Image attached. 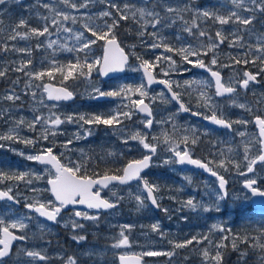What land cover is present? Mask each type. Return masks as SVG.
Instances as JSON below:
<instances>
[{"label": "rangeland", "instance_id": "obj_1", "mask_svg": "<svg viewBox=\"0 0 264 264\" xmlns=\"http://www.w3.org/2000/svg\"><path fill=\"white\" fill-rule=\"evenodd\" d=\"M199 1L203 6L199 7L200 4L196 5L194 2H197V0H160L164 9L168 6L178 9L177 12L170 13L171 20L174 22L166 23L163 27L158 25L157 28H153L151 24H149L145 29V35L143 37L139 35L140 24H137L133 20H129L130 22L127 24V28L123 29L121 34L114 31L121 46L129 55L135 58V60L129 64L127 72L123 76L109 81H103L97 69H94L91 77H80L73 80L70 78L65 81L62 79L61 73L53 72L52 77L55 75L61 77V81L64 84L70 85L73 92L77 95V100L75 102L57 103L49 101L43 88L37 87L45 83V81H48L47 75L44 76L45 79H35L30 78L26 73L39 71L47 73L52 70L51 66L53 60L59 64L65 65L69 61L75 63L76 54L60 50V45L66 44L69 47H79L75 39V33L79 31H83L86 37L94 38L83 26L87 23L94 27L103 28L104 23H108L107 19L109 18L99 16V13L103 11H111L114 16H119L120 13H117L115 9L109 7L110 3H115L121 8H123L125 4L135 5L136 8L147 6L137 0H88L87 8H81L79 5L83 0H69V4H77V8L73 9L69 5H65L63 0H40V3H37V0H27L24 3L7 0L4 5H0V71H5L8 75L4 80L0 77V135H8L9 130L16 127L22 118L26 122H32L34 116L47 117L52 113L59 115L63 119L66 115L74 114L87 115L108 113L117 110L122 112L129 111L130 101L127 96L97 101L90 99L89 94L92 92L94 85L107 91L118 89L125 85L135 89L141 83H145L141 78L142 74L137 70L139 69L137 57H140V61L148 60L155 63L156 66L160 68L161 73H167L166 76L170 82H172V85L177 86L181 93H187L189 99L194 104L201 103L204 113H212V109L204 106V100L200 95L201 92L211 97L210 103L216 106V115H220L222 118L229 117L231 119L233 113L235 114V134H233L235 136V153L233 147L231 148L232 143H230V146H226L221 150L223 154L217 159L219 163L221 160H224V168L226 170L230 167L228 161L234 162V159L235 168L247 169L246 166L248 162L244 160L245 146L247 145L249 148L248 155L250 159L255 158L259 153L258 133L253 124V116L257 111H264V73L257 75L259 83L250 82L247 89L239 87L238 81L241 79L243 72L250 71L253 74H257L264 68V64L259 60L247 65L242 62L241 58L245 56V53H247V58L250 61L253 60L255 56L253 52L249 51V48L232 45V41L236 40L234 33L240 26L234 23L220 25L219 22L214 23L210 20L199 19L196 16V12L197 10L203 11L205 9H210L217 12L219 15H227L232 11H238L240 15L247 16L249 13L246 9L251 8L250 3L249 0H244L241 9H237L232 0ZM237 2H239V0H237ZM44 3L49 4L50 7L56 9V11L67 12L75 16L77 18L76 23L72 21L62 22L63 27H70L73 29V32L67 33L63 30L57 31L56 26L52 25L49 29L52 33L51 35L34 36L26 40L19 38L16 41L9 40L8 36L12 34L11 29L18 24L20 18L27 19L29 26L36 28H41L43 25V21L40 19L41 16L49 17L50 23L51 18L56 13L43 8L42 5ZM190 3L194 6L190 5ZM148 10L151 11L153 9L148 8ZM189 12L193 13L190 20H201L203 23L207 24L203 27V31L209 33V36L201 37L195 33L192 38H188L181 33L187 32L185 30L186 27H192L184 23V21H188L190 18L188 15ZM128 15H131V11L128 12ZM181 16L183 20L180 19ZM137 19L140 18L137 17ZM140 23L142 24L143 21L141 20ZM249 28L251 32H249L250 36H248L247 43L245 44L253 47L259 43L257 39L258 35L264 34V20L258 18L257 12L256 19ZM19 31L23 33L24 29H19ZM217 31H220L222 36L226 37L224 42L220 43L219 46L214 49L217 65H210L213 52H207V55H202L201 59L212 69L218 67V71L224 72L227 83L231 81L230 85L227 84L228 86L239 87V92L237 91L233 98L217 97L214 91V82L209 76L206 77L204 69L188 65L179 55V58H175L172 55L173 52L171 54V52L167 51L165 48L152 49L149 47L151 43H160V39H162L173 49L191 45L192 48L199 49L203 52L206 50L202 47L203 45H208L213 39H217L214 36ZM153 32H157L160 39L149 35V33ZM164 32H169V34ZM244 32L247 31L241 27L240 34L244 35ZM111 35L112 34L109 33V39ZM49 41H56L52 48L47 47ZM38 44L40 45L39 47L36 46ZM13 45H15L17 49H30V53L12 51ZM104 45L105 41L97 40L96 44L91 46L89 62H91L93 58L102 59ZM133 53L135 55H133ZM80 55L83 56V53ZM256 55H258V53ZM156 56H161L160 62L155 61ZM165 56H171L172 60L176 63L170 66V62L164 59ZM29 59L32 61L31 64L27 65L24 71H18L17 69ZM190 59L195 60L194 57H190ZM237 60H241V62L236 63ZM165 64H167V67H165ZM222 65H228L229 67H221ZM97 68H99V65ZM185 68L190 69V71H184ZM171 72H175L176 74L169 75L168 73ZM182 74H185L183 75V80H181ZM192 80H199L202 81V83L200 85L185 84V81ZM146 91L147 96L144 98H150L153 102H167V98L163 91L149 89L147 86ZM33 93H35V96H33ZM8 95H19L20 99L7 100L5 97ZM137 99H140L139 93L133 92L131 94V100L135 101ZM239 104H245L246 108H239ZM131 110L133 112L131 119L121 118L122 123L115 127L85 125L84 128H80L76 123L62 124L59 126V129L56 130L57 134L55 137L50 135L49 140H39L35 146L26 145L20 139L0 140V144H3V147H0V170H3L9 175L31 171L44 177V179L36 180L33 176L31 184L26 183L24 180L0 179V188L5 190L12 188V195L15 196L17 200L25 201L26 203H29L30 200L34 203L37 200L40 202L54 200L50 191H44L45 189H49L47 180L52 176L51 173H53V171L46 165L29 161L25 157L29 154H38L41 149L51 147L54 144L53 152L57 155L59 153L65 154L67 158H69L71 166L78 164L81 165V169L88 168L89 166L93 168L95 164L96 166L98 165V162L94 160L95 156L113 158V155H109V153L113 154L114 149L120 146V142L124 143V141L128 139L129 134H135L137 132L146 136L150 134L143 123L146 118L140 117L135 109ZM172 115H174V111L171 110V107L165 106V108L160 109V117L156 118L152 127L151 133L156 137L162 138L163 144L165 143L164 134H167L169 137L167 127ZM160 121H166V123L161 124L159 123ZM238 121H248V123H238ZM188 126L190 125L188 124ZM192 127L194 130H202L208 135L214 132L213 128L204 125L200 126L198 123L193 124ZM87 128L94 129L91 135L86 134L85 129ZM42 130V125L37 124L35 131H31L26 123L19 126L18 136L23 139L37 140ZM241 132L245 133V135L241 136ZM75 133H79L81 138L75 139ZM227 137L229 136L226 133H223V135L216 134L212 139H209V142L213 144L220 139L225 140ZM68 140H72V143L65 149L62 145L67 143ZM229 140H231V138H229ZM165 145L168 146V143H165ZM139 146L137 141L129 140L127 145V156H135L136 152L140 150ZM168 148H163L160 153L161 157H170L167 153ZM20 152H23L25 155H19ZM112 164L118 167L120 165L118 161H114ZM237 165H239V167H237ZM150 177L151 176H147L146 179L151 184L153 182ZM252 178L259 182V187L264 191V163L259 165ZM33 188L41 191L39 193H33ZM208 188L209 189L204 193L207 195L209 203L213 204V211L193 212L190 213V217L181 214L178 219H175V216L178 214L174 211H171L165 218L157 217L156 213L149 206L142 188L139 187L138 184L135 183L123 189H121V187H112L108 191V195L113 201L116 200V197L126 199L131 206L127 214H124L123 209L119 207V209L112 211L109 215L104 217L98 215L99 218L95 221L71 216L67 219V222L63 224L64 226L68 224L71 225L73 220H77L84 225L83 229H77L78 234L89 232L94 236L91 238L88 245L85 244L81 247L82 251L79 255H81L83 259L81 262L78 260V264H116L115 258L120 253H136L139 255L147 251L170 253V244L175 246L178 243H184L193 236H196L198 240H200L201 237H207V239L200 240V242L193 241L192 244L185 246L189 247L190 250L192 249L191 256L200 257L199 260L197 262L188 263L186 261L184 263L180 260L183 254L179 252L175 255L176 259H174L171 264H212L211 257L216 254L215 247L217 245H223L226 238L234 236L233 227L235 226V217L244 218L238 226L239 230L243 231L250 225V228L254 227L256 230L264 228V213L255 209H246L249 204L252 203V198L248 195V191L244 187L236 186L223 200L218 198L219 194H221L219 188L215 190L213 187H209V185ZM113 193L116 195L113 196ZM136 196H142L144 198L143 207L138 205L135 199ZM237 201H239V204H236ZM12 203L13 202H8V200L0 202V220L4 221L0 227L8 226L13 221L23 218V222L27 225L24 230L29 227H32V230L46 229V224L41 222L38 217L30 218L31 216H29L30 214L26 209L16 207ZM217 206L220 208L218 212L215 211ZM237 207L239 208L238 211H236ZM131 211L134 214H131ZM89 214L93 215L91 213ZM165 221H168L169 224H173V226L170 227L169 224L166 225ZM183 221L186 222L185 225ZM197 222L198 224H196ZM156 223L160 225V232L152 230L151 226ZM124 225H132L131 230L125 233L129 236L130 244L128 246L115 248L113 245L116 243L121 228ZM214 225L217 227H214ZM221 229H223V231ZM162 231L168 235L165 237L161 234ZM54 233H56V230ZM172 234L176 235L173 236ZM178 234L181 236L180 239L177 237ZM216 237L218 238L217 240ZM85 241L86 240L81 242ZM205 249L210 253V257L207 260L203 257V251ZM26 251H38L41 255L48 258L55 256V254L61 256V253L50 250V245L46 242H36L30 245L21 243L18 246L16 254L5 260V264H37L41 261L38 258L28 257L25 254ZM220 252L222 255V247L220 248ZM186 253L189 254L188 252ZM163 256L164 255L143 257L149 258L147 264H168L163 260ZM260 258L259 256L257 257V259ZM187 259L188 258H186V260ZM246 259L247 257H244L242 261ZM257 259L251 261V263L261 264V261L259 262ZM65 264H67V262Z\"/></svg>", "mask_w": 264, "mask_h": 264}, {"label": "snow or ice", "instance_id": "obj_2", "mask_svg": "<svg viewBox=\"0 0 264 264\" xmlns=\"http://www.w3.org/2000/svg\"><path fill=\"white\" fill-rule=\"evenodd\" d=\"M7 0H0V5H4ZM65 5H69L71 8H77L76 3L69 4V0H63ZM233 4L237 9H241L244 0H232ZM37 3H40V0H37ZM157 3H160V0H157ZM249 3L253 6L251 8L246 9L249 13L247 16H242L238 13V11H232L227 15H219L217 12L205 9L203 11L197 10L196 16L199 19L203 20H210L211 22H219L220 25H227L230 23H234L240 27L237 28V31L234 33L236 36V40L232 41L233 46L238 47H247L244 43V37L240 34L241 27L247 31L251 32L249 28L250 25H253V21L256 19V12L259 11L260 14L264 15V0H249ZM88 0H83V2L79 5L81 8H87ZM43 8L49 9V11H53L56 14L51 18L49 23V17L41 16L40 19L43 21V25L41 28L30 27L28 24L27 19L20 18L18 24H16L12 29V34L8 36V39L11 41H16L19 39H28L30 37H40L51 35L50 26L55 25L56 30L60 31L63 30L67 33H72L73 29L70 27H63L62 22L64 21H72L76 23L77 18L70 13L63 12V11H56L50 7L49 4L44 3L42 5ZM110 8L116 10L117 13H120L119 16H114L111 11H103L99 13L101 17H112V23L105 22L103 28L94 27L87 23L84 24V28L87 29L88 32L92 34V37L89 38L85 36L83 31H79L75 33V39L79 44V47L73 46L69 47L66 44L60 45V50L67 51L69 53H75V63L69 61L66 65L59 64L55 60L52 61V70L48 71L47 73L44 71L39 72H27L26 74L30 78L35 79H43L45 75L48 77H52L53 72H59L62 74L63 80H68L70 78H80V77H91L92 72L94 69L102 76H109L110 73L114 72H122L125 70V67L128 65L129 56L125 54L124 49L119 46L116 40L114 29H116L121 21L133 20L137 24H140V31L139 35L143 37L145 35V29L147 25L151 24L153 28H157V26H165L166 23H173L174 21L171 20V17L167 14L175 13L178 11L177 8H173L171 6L166 7L165 12L166 16L161 17L160 13L156 12L154 9L156 5H153V10H148L147 7H140L136 8L135 5H123V8L118 6L115 3L109 4ZM131 11V15H128V12ZM139 17L140 19H137ZM183 20V17H180ZM143 21L141 24L140 21ZM185 25L188 24L187 21H184ZM192 27H186V31L190 34L192 33L193 27L199 28V25L196 23L195 20L191 22ZM19 29H24L23 33L19 31ZM109 33H111V38L109 39ZM150 36L156 37L158 39V33L153 32L149 33ZM199 36L207 37L209 33L206 31H200ZM215 38L211 43L208 45H203L202 47L206 49L205 51H201L199 49L192 48L191 45L187 47H182L179 49H173L167 43H165L162 39H160V43H151L149 45L150 48L155 49L159 47H164L167 51L172 52L176 51L178 55L182 58L184 62L188 65H192L193 67H198L200 69H206L211 76L214 78L215 82V95L216 96H223L225 94H234L236 92V87L228 86L231 84V81L228 82V85L221 82V73L220 71H213V69L208 65L205 64L204 60L201 59L202 55H207V52H213V57L210 60V65H217V59L215 58L214 49H216L220 43H223L226 37L222 36L220 31L215 32ZM259 43L256 46L250 47L249 51L253 52L255 58L253 60H249L247 58V53L245 56L242 57V62L247 65L249 63H255L256 60H259L262 64H264V34H259L257 37ZM97 40L105 41L106 47L104 51V55L102 59L93 58L91 62H89V53L91 51V46L96 44ZM56 41H49L47 47L52 48ZM39 47L40 45H36ZM134 47V46H133ZM7 50V49H6ZM12 51H20L22 53L29 52L30 49L20 48L17 49L15 45H13ZM83 53V56L80 54ZM258 53V55H256ZM133 55H135L133 53ZM190 57H194L195 60L190 59ZM140 60V57H137ZM165 60L170 62V66L174 65L176 62L172 60L171 56H165ZM156 62L161 61V56L155 57ZM31 59H29L25 64H22L18 71H24L27 68V65L31 64ZM241 60H237L236 63H240ZM99 65V68L97 66ZM156 64L152 63L148 60H142L139 69L142 70L144 76L146 77V85L150 86L153 83H160L165 85L167 92L171 94V99L177 102L180 101V96L177 92L172 91V82L168 79H163L157 81L153 75V69L155 68ZM221 67H229L228 65H222ZM184 71H190V69L185 68ZM264 73V68L260 70L259 73L253 74L251 72H243L241 79L238 81V86L247 89L250 82L257 81V75ZM6 75L5 71H0V77H4ZM167 75V73H165ZM202 81L199 80H192V81H185V84H195L200 85ZM145 83H141L135 89L131 88L130 86H121L118 89L114 90H102L100 87L93 86L92 92L89 94V98L97 101L107 100L109 98H120L127 96L130 101V110L127 112L122 111H113L108 113H99V114H74V115H66L63 119L59 115H55L54 113L50 114L47 117L42 116H34L32 122H26L23 118L18 122L17 126L9 130L8 135H0V140H16L20 139L26 145L35 146L39 140H49V136L55 137L59 126L66 123H76L79 125L80 128H84L85 125H105L109 127H115L122 123V119H131L133 114L131 109H135L140 113L147 114V118L145 119L144 126L146 128H151L153 126V119L152 117V109L149 107L148 104L144 103V97L147 96ZM27 87V85H26ZM37 87H42L43 91L47 93V98L53 101H61V100H70L73 98V92L68 91L67 88H56L51 84H41ZM139 93L140 99L135 101L131 100V94ZM202 99L204 100V106L212 109V114L210 116H204L203 118L206 120L211 121L216 125H220L224 128H232V123L226 119L218 118L215 112L216 106L211 104V97L207 96L206 93H200ZM35 96V93H33ZM7 100H19V95H8L5 97ZM239 108L245 109V104H239ZM179 111L182 112H189L190 109L185 106L184 103H179ZM195 115H200V113H194ZM27 123V127L31 131H35L36 125H42V131L40 132L39 137L37 140L33 139H23L18 136L19 126L24 125ZM159 123L164 124L166 121H160ZM238 123H248V121H238ZM255 123L258 126V143H259V154L255 157L250 159L248 152L249 148L246 145L244 148V160L247 161V172L254 171V165L257 162L264 163V118L261 116H257L255 118ZM93 128L85 129L87 135H91L93 132ZM241 136H244L245 133L241 132ZM75 139H80L79 133L74 134ZM152 142L148 141V137L146 135H142L141 133L137 132L135 134H129L127 140L124 141L125 144L128 143L129 140L131 141H138L139 145L142 146L143 149H146L148 154L143 155L141 159H133L129 161L122 169L123 175H108L104 174L99 179H93L91 176H88L81 172V165L74 164L73 166H67L66 164L61 163L60 159L53 154V146L43 148L40 150L38 154H29L25 158L29 161L38 162L44 165H51L52 168L55 169L53 173H51L52 178L47 180V183L51 186L49 189H45L44 191H50L53 196L54 200H48L47 202H40L37 200L35 203H27L26 207L29 209H34L36 213L39 214L41 217L47 218L49 221H57V217L61 214L62 210L67 208L69 205H86L88 209H96V210H103V209H112L116 207V203L110 202L108 199H104L101 197L99 191L93 192V187L96 186L98 188H107L109 184L112 182H118L119 184H127L129 181L136 180L138 181L139 187H141L144 192L146 193L147 199L151 202V204L157 208H159V204L157 203V197L155 193L159 191L158 186L155 183H149L144 177L141 175L146 169H149L152 165L153 157L157 155V146L160 143L158 137H152ZM188 137H184L182 143L185 144L186 149L188 146ZM170 138L167 134H164V142L168 143ZM72 143V140H68L67 143L62 145L65 149L68 148V145ZM174 144V142H172ZM197 138H193L191 140V145H196ZM0 147H3V144H0ZM169 151L174 153V156L171 160H164V164L169 163H178V164H189L196 166L198 168L204 169L205 171L211 173L213 176H216L219 181L220 189H223L224 192L219 194V199L223 200L224 197L227 195L226 191V184L227 181L225 180L224 176L218 175L217 172L213 171L211 167L207 163H204L200 159H193L187 150L181 152L178 151L175 146H170ZM19 155L24 156L23 152H20ZM109 155H113L109 153ZM71 163V162H69ZM225 163L224 160L220 161V167H224ZM239 167V165H237ZM35 177L36 180L44 179L43 176L37 175L34 172L26 171L20 173H13L9 175L8 173L0 170V179H12V180H24L26 183H32V177ZM257 181L255 179H248L245 181V186L251 189L253 195H258L264 197V191L260 190L259 188L255 187ZM33 193H39L41 190L33 188ZM116 194L113 193V196ZM121 199L120 197H116L117 202ZM135 199L138 202L140 207L144 206V198L142 196H136ZM0 200H8L18 203L19 201L16 199L15 196L12 195V188H8L7 190H0ZM188 208H196L198 207L197 204L193 202V199H188L185 204ZM202 207V206H201ZM205 211H209L211 209L204 208ZM163 211L167 212V209H163ZM215 211H220V208L217 206ZM73 216L78 218H83L84 220H98V215H90L86 211L74 210ZM4 223L3 220H0V225ZM27 225L23 222V218L13 221L10 225L0 227V264H5V257H9L12 247V242L16 240L23 241L26 237L24 235L17 236L15 235L10 229H25ZM71 227L73 229H83L84 225L79 223L77 220H73L71 222ZM152 230L156 232H160V225L159 223L153 224ZM214 227H217L214 225ZM132 228V225H124L121 228L119 233V237L117 238L116 243L113 245L115 248H120L123 246H128L130 244L129 236L125 234L129 232ZM223 231V229H221ZM162 234V233H161ZM73 239L77 241H83L86 239L85 236L79 235L73 237ZM207 239V237H201L200 240ZM248 237H244L243 240L246 241ZM196 236H193L191 239L185 241L184 243H178L175 245L177 248H182L187 245L193 243V241L200 242ZM243 242V241H242ZM223 245H217L215 247V256L211 257L212 264H220L222 260L220 248ZM252 247H259L261 251H264V243H257L254 244ZM232 248L235 250L237 249V244L235 241L232 244ZM28 257L38 258L40 260H46L47 257L41 255L38 251H26L25 253ZM173 253H162V252H155V251H147L142 253V256H158V255H172ZM247 252H241L240 257L243 260L244 257L247 256ZM203 257L207 260L210 257V253L207 249L203 251ZM129 259H133V257H128L125 255H120L119 260L122 264H126V261ZM139 264L140 257H134ZM261 264H264V256L261 258ZM67 264H77V260L75 257H69Z\"/></svg>", "mask_w": 264, "mask_h": 264}, {"label": "flooded vegetation", "instance_id": "obj_3", "mask_svg": "<svg viewBox=\"0 0 264 264\" xmlns=\"http://www.w3.org/2000/svg\"><path fill=\"white\" fill-rule=\"evenodd\" d=\"M137 1L141 2L142 4L146 5L148 8H151V9H153V5H156L155 10L158 13H160V16L161 17L166 16L165 9L163 8L161 3H157V0H150V1L137 0ZM194 3L198 5L200 4V1L197 0V2H194ZM190 5H193V4L190 3ZM201 6H203L202 3L199 5V7ZM250 7H253V6L250 4ZM190 11H193V10H190ZM257 13H258V18L261 20H264V15L260 14L259 11H257ZM167 15L170 16V13ZM188 15L190 18L187 22L189 25L192 26L191 22L193 20H190V19L192 18L193 13L189 12ZM107 20L109 24L112 23L111 17H109ZM195 21L199 25V28L193 27V32L191 34L189 32H181L182 34H184V36L188 38H192L193 34L195 33L199 35V32L203 31V27L207 25L203 23L201 20H195ZM129 22H130L129 20L121 21L119 26L116 29H114V31L117 32L118 34H121L123 32V29L127 28V24ZM164 33L169 34V32H164ZM248 36H250V33L244 32V35H243L244 43H247ZM159 48L162 49L164 47H159ZM243 48H250V46L247 45V47H243ZM172 52L171 54L175 58H179L176 51H172ZM129 60H130L129 62L130 64L131 62L135 60V58L129 55ZM138 63L140 65L141 61L138 60ZM165 67H167V64H165ZM217 69L218 67H216V69H213V71H218ZM139 72L140 74H142V77H141L142 80H144L142 70H139ZM153 72L158 79H161V80L168 79V77L165 74L161 73L160 68L158 66H156L153 69ZM220 73H221L222 83H225L227 85L228 83L226 81L225 73L224 72H220ZM168 74L174 75L176 73L171 72ZM204 74L206 75V77L209 76L214 82V78L211 76V74L206 69H204ZM183 75L185 74L181 75V80H183ZM116 78L118 77H115L113 79H116ZM73 79H77V78H72V80ZM234 80H235V76H234ZM251 83H259V78L257 77V81L251 82ZM214 85H215V82H214ZM153 89H158V90L163 91L164 95L167 98V102L164 101L163 103L159 101L153 102L151 101L150 98H144V100L149 102L152 107L153 125H154L156 118L160 117V109L165 108V106H170L171 110L174 111V115L170 117L168 127H167V130L169 131V138H170L168 142V146L165 145V143L163 144L162 138L158 137L160 139V143L157 146V155L153 157V160H152L153 166H151L147 172L142 174L145 180H147L146 179L147 176H151L150 178L152 182L155 183L159 189V191L155 193L157 197V203L159 204V208L153 210V208L150 205L149 206L152 208V210L156 213V216L159 218H165L167 215L171 213V211H174L178 214L177 216H175V219H178L179 215L181 216V214L186 215V217H190V213H193V212H206L204 208H209L213 211V208H212L213 204L209 203L207 195L204 192L209 189L208 188V185H209V187H213L215 190L219 188L220 192L223 193V190H221L219 187V181L217 177L211 174H208L207 172L201 171L195 167H182L181 164L174 163V162L169 163V164H164L163 161L171 160L173 158L174 153L169 151V148L170 146H175L178 151L183 152L187 150L193 159L202 160L204 163H207L209 167L213 169V171L217 172L218 175L224 176V178L227 181V184H226L227 195L226 196H228L229 192L236 186L244 187L243 186L244 181L248 179H253L252 177L256 173L259 165H256V169L253 173H247L246 172L247 169L245 168L244 169L235 168V159H234V162L228 161L230 165L228 170H226L224 167H220V163L218 162V159H217L219 158L221 154H223L221 150L226 146H230V143H232L231 148L233 147V150L235 153V136L233 135L235 134V120H234L235 114L233 113V115L231 116V119L229 117H223V119H226L232 123V128L230 129L229 128H224V129L213 128L214 132L208 135L207 133H204L202 130H194L192 127L193 124H197V123L200 126L204 125L207 127H211L205 123L203 117L210 116L212 113H208V114L204 113L202 110L203 106H201V103L194 104L189 99L187 93H181L179 89L177 88V86L172 85L173 91L177 92L180 96L179 102L184 103L185 106L190 109L189 112H182V111H179V102L172 100L171 95L167 92L165 88L159 87V88H153ZM214 91H215V88H214ZM237 91L239 92V87H236V92L234 94H230L227 96H217V97L233 98L235 97V94L237 93ZM194 113H200V115H195ZM139 116L147 118V116L142 113H139ZM217 116L218 118H222V116L220 115H217ZM257 116H261L262 118H264V111L262 110L257 111L253 116V124L258 133L259 131L255 123V118ZM186 123H188L190 126H188V124ZM152 127L146 128L147 131L150 133L147 135L149 142H152V139H151L152 137H156L155 135H153V133H151ZM223 133H226L229 137H227L225 140L220 139L219 141L214 142L213 144H210L209 139H212L214 135L216 134L223 135ZM186 136L189 138L187 149H186L185 144L182 143L183 138ZM193 138H197L196 145H191V140ZM229 138H231V140H229ZM172 142H174V144ZM127 145L128 143L125 144L123 142H120V146L116 147L113 151V158H109L107 156L105 157L95 156L94 160L98 162V165H106L108 163L118 161L121 165V166L119 165L120 171L116 172L115 174L121 175L123 172L122 169L125 167V165L129 161L133 159H141L143 155L148 154L147 150L143 149L142 146L140 145L139 146L140 150L136 152V155L132 157L131 156L128 157L127 156V152H128ZM163 148H168L167 153L170 155V157L167 158V157L160 156V153L162 152ZM57 156L59 157L61 163L66 164L67 166H71V163H69L70 160L69 158H67L65 154L59 153ZM98 165L96 166L95 164L93 168H91V166H89L88 168H83L81 169V172L88 176L95 177V178L102 176L104 174H110V173L103 172L98 167ZM46 166L49 167L53 172L55 171L50 165H46ZM51 178L52 176L49 179ZM135 183L138 184V181L131 183L129 185H125V186H120V185L111 186L109 189L103 191V196L111 200L110 196L108 195V191L112 187H121V189H123L130 185H134ZM257 186L259 187L258 181H257ZM98 190L99 188L95 189V191H98ZM248 195L251 196L249 192H248ZM188 199H193V202L197 204L198 207L194 209L186 207L185 204ZM18 201H19L18 203H12V204H14L16 207H22L26 209L30 214L29 216H31L30 218L38 217L41 222L46 224L47 227H45L46 229L44 230H38V229L32 230L33 229L32 227H29L26 230L11 229L20 235H24L26 238L23 241L19 240L14 244L10 256L16 254L18 250V246L21 243L25 245H30V244H35L36 242H40V243L46 242L48 245H50V250H54L55 252L61 253V256H58L57 254H55V256H51L50 258L47 257L46 260H41L37 264H65L68 261L69 257H75L77 260V264L79 263V261L81 262V260L83 259V257L79 255V253L82 251L81 247H83V245L85 244L88 245L91 238H93L94 236L93 234H90L89 232L78 234L77 229H73L70 224H68L67 226L63 225L67 222V219L73 216L74 210L86 211L93 215H99L101 217H104L106 215H109L112 211L119 209V207L123 209L124 214H127L129 209L131 208V206L128 204L126 199H120L118 202L117 200L115 201L112 200L117 205L115 208H112L108 211H105V210L96 211L94 209L80 208L76 205H70V206H67V208L62 210L61 214L57 217V221L52 222V221L40 218L38 213L32 211L31 209H28L26 207L27 203L25 201H20V200ZM29 203H34V202L30 200ZM236 204H239V201H237ZM163 209H167L168 211L165 212L163 211ZM246 209H255V208L253 207V204L251 203ZM18 210H21V209H18ZM238 210L239 208L237 207L236 211ZM255 210L261 213H264V210H258V209H255ZM131 214H134V213L131 211ZM243 219L244 218L235 217V226L233 227L234 237L235 236L239 237L240 235H243V234H253V235L257 234L259 236L261 235L264 236V228H259L256 230V228L254 227L250 228L251 227L250 225L248 228L246 227L243 231L239 230L238 226ZM165 223L166 225L169 224L168 221H165ZM183 224L185 225L186 222L183 221ZM196 224H198V222ZM169 225L170 227L173 226V224L171 223ZM55 230H56V233H54ZM162 234L165 237L168 235L164 233L163 231H162ZM79 235L85 236L86 241L81 242V241H77L73 239V237L79 236ZM172 235L175 236L176 234H172ZM177 237L179 239L181 238L179 234L177 235ZM217 239L218 238L216 237V240ZM169 246L171 250L170 253H173V254L163 256V260L167 262L168 264H171L172 261L176 259L175 255L179 252L183 254V256L180 257V260L183 261L184 263L186 261L188 263L197 262L200 258V257L191 256L192 255L191 252L193 250L192 249L190 250L189 247L176 248L172 244H170ZM186 252H188L189 254H187ZM186 258L188 259L186 260ZM148 259L149 258L146 257V261ZM115 262L116 264H119V254L116 256Z\"/></svg>", "mask_w": 264, "mask_h": 264}, {"label": "water", "instance_id": "obj_4", "mask_svg": "<svg viewBox=\"0 0 264 264\" xmlns=\"http://www.w3.org/2000/svg\"><path fill=\"white\" fill-rule=\"evenodd\" d=\"M18 1H20V2H25L26 0H18ZM147 1H150V0H147ZM116 40H117V43L119 44V46L121 47V48H123L122 46H121V44H120V42H119V40L116 38ZM105 47H106V44L104 45V51H105ZM124 49V48H123ZM104 51H103V55H104ZM124 52H125V54L126 55H128V53L126 52V50L124 49ZM129 56V55H128ZM128 63H129V60H128ZM126 71H127V66L125 67V70L124 71H122V72H114V73H110L109 74V76H107V77H105V76H102L101 75V77H102V79L104 80V81H108V80H110V79H112V78H114V77H117V76H121V75H123V74H125L126 73ZM142 73H143V71H142ZM143 75H144V73H143ZM153 75H154V77H155V79L157 80V81H159L160 79H158L156 76H155V74H154V72H153ZM144 79H145V83H146V77L144 76ZM222 82V81H221ZM45 84H51V85H53L54 87H56V88H67V90L68 91H71V92H73L72 90H71V88H69L68 86H66V85H62V84H56V83H53V82H46ZM147 87L148 88H153V87H163V88H165V85H163V84H160V83H153L152 85H150V86H148L147 85ZM166 89V88H165ZM172 91H173V89H172ZM170 94V93H169ZM171 95V94H170ZM226 95H230V94H225V95H223V96H226ZM46 97H47V93H46ZM48 99V98H47ZM76 99V94L73 92V98L72 99H70V100H61V101H53V100H49V101H52V102H66V103H71V102H73L74 100ZM144 103L145 104H148L149 105V107L152 109V107L150 106V104L147 102V101H144ZM180 103V102H179ZM139 112V111H138ZM142 114H144V115H147V114H145V113H142ZM152 119H153V112H152V117H151ZM204 119V118H203ZM204 121H205V123L206 124H208V125H210L211 127H213V128H215V129H224V127H222V126H220V125H216V124H214V123H212L211 121H209V120H206V119H204ZM257 128H258V126H257ZM258 131H259V129H258ZM54 154V153H53ZM55 155V154H54ZM258 163H260V162H257L256 164H258ZM255 164V165H256ZM127 165V164H126ZM126 165H125V167H126ZM255 165L253 166L254 167V170H255ZM181 166L182 167H195V168H198V167H196V166H193V165H189V164H181ZM54 169V168H53ZM199 170H201V171H204V172H207V171H205L204 169H201V168H198ZM55 170V169H54ZM148 169H146L143 173H145L146 171H147ZM247 172V171H246ZM254 172V171H253ZM142 173V174H143ZM208 174H211V173H209V172H207ZM247 173H252V172H247ZM141 174V175H142ZM108 175H116V174H108ZM121 175H123V173L121 174ZM212 175V174H211ZM103 176V175H102ZM102 176H100V177H102ZM100 177H98V178H94V177H92L93 179H99ZM226 180V179H225ZM133 182H136V180H132V181H129L127 184H130V183H133ZM116 184H119L118 182H112L111 184H109L108 185V187L107 188H109V187H111L112 185H116ZM127 184H119V185H127ZM243 185H244V187L251 193V195H252V198H253V207L254 208H256V209H259V210H264V197H261V196H258V195H253V193L251 192V189H249V188H247L246 186H245V182L243 183ZM256 185H257V183H256ZM256 185H255V187H256ZM49 187H51L50 185H49ZM96 188H98V187H96V186H94L93 187V192H95V189ZM107 188H99V192H100V195H101V197L102 198H104V199H107L106 197H104L103 196V191L104 190H106ZM258 188V187H257ZM260 189V188H259ZM0 190H2V189H0ZM221 190H223V189H221ZM261 190V189H260ZM224 191V190H223ZM52 194V193H51ZM146 194V193H145ZM52 196H53V194H52ZM54 197V196H53ZM109 200V199H108ZM0 201H5V200H0ZM110 201V200H109ZM149 201V200H148ZM11 202H13V201H11ZM111 202V201H110ZM149 203H150V205L154 208V209H158L157 207H155V206H153L152 204H151V202L149 201ZM117 205V204H116ZM70 206V205H69ZM76 206H78V207H80V208H87V206L86 205H76ZM29 209V208H28ZM88 209V208H87ZM32 211H34V209H31ZM94 210H96V209H94ZM103 210H105V211H108V210H110V209H103ZM96 211H99V210H96ZM35 212V211H34ZM39 215V214H38ZM39 217H41V216H39ZM41 218H43V219H45V220H47V218H45V217H41ZM53 222V221H52ZM10 231H12V230H10ZM15 235H17V236H20L18 233H16V232H14V231H12ZM17 241H19V240H16V241H13L12 242V247H11V252H12V249H13V246H14V244L17 242ZM11 252H10V255H11ZM9 255V256H10ZM125 256H128V257H133V259H129L128 261H126V264H137V261L134 259V257H140V260H139V264H143V257L142 256H140V255H137V254H128V255H125ZM5 258H7V257H5ZM120 264H122V262L120 261Z\"/></svg>", "mask_w": 264, "mask_h": 264}, {"label": "trees", "instance_id": "obj_5", "mask_svg": "<svg viewBox=\"0 0 264 264\" xmlns=\"http://www.w3.org/2000/svg\"><path fill=\"white\" fill-rule=\"evenodd\" d=\"M7 77L8 75L6 74L4 77L1 78L4 80ZM47 80L55 83L64 84L61 81V77H59L58 75H55L54 77H47ZM98 167L105 173H116L120 171V168L112 163H108L106 165H98ZM244 237H248V239L244 241ZM262 240H264V236H259L257 234H243L239 237L230 236L226 238L222 247V260L220 264H252L251 261L256 260L258 256H264V251H261L259 247H252L254 244L264 243V241ZM234 241L237 244V249L235 250L232 248V244ZM241 252L248 253L246 256L247 259L244 261H242L240 258ZM257 260H259V262L261 261V259Z\"/></svg>", "mask_w": 264, "mask_h": 264}]
</instances>
